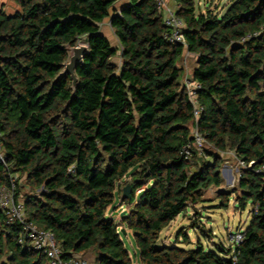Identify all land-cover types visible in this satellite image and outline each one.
Wrapping results in <instances>:
<instances>
[{
  "label": "trees",
  "instance_id": "1",
  "mask_svg": "<svg viewBox=\"0 0 264 264\" xmlns=\"http://www.w3.org/2000/svg\"><path fill=\"white\" fill-rule=\"evenodd\" d=\"M11 1L20 7L15 13L0 7V142L7 156L0 187L10 174L26 177L37 191L25 200L26 214L53 233L64 257L90 251L93 264H133L124 228L141 264H264V31L242 41L264 25V0H232L223 15L178 0L186 45L165 38L155 0H129L111 16L117 0ZM108 17L117 47L101 32ZM83 37L88 51L72 95L71 76L60 74L69 47ZM186 50L196 56L193 78L201 85L196 124L180 82ZM193 127L211 148L186 158L182 147ZM228 150L255 161L241 167L231 189L222 187L219 154ZM127 184L131 197L123 199ZM212 187L220 208L232 198L241 210L251 204L242 242L217 249L160 243L161 232L205 202ZM116 195L130 205L121 223L109 212ZM21 233L0 209V264H49L19 242Z\"/></svg>",
  "mask_w": 264,
  "mask_h": 264
},
{
  "label": "rangeland",
  "instance_id": "2",
  "mask_svg": "<svg viewBox=\"0 0 264 264\" xmlns=\"http://www.w3.org/2000/svg\"><path fill=\"white\" fill-rule=\"evenodd\" d=\"M196 4L200 11H205L207 8L215 10L220 15H223L228 7L232 4V0H196ZM0 7H4L6 13L13 14L20 9L19 5L11 0H0ZM111 41L119 46L118 40L110 34ZM78 44H87L85 38L78 40ZM117 57L115 60L121 62ZM192 62V61H191ZM211 148L210 145L204 143L203 146L197 148ZM223 157L221 174L223 177V188L231 189L237 185L242 164L237 158L233 150H228L225 153H219ZM20 184L21 199L26 200L28 195H33L37 191L32 189L26 182V177L17 173ZM205 202L196 205H191L186 211L177 216L160 234V243L166 245H178L184 248H194L202 242L205 247L217 249L219 246L229 248L232 245L231 236L237 232H244L250 224L252 218L251 204L246 209L241 210L235 207V200L232 198L227 209L219 207L217 198V189L210 188L205 192ZM130 205H121L119 197L116 195L114 205L110 206V214L116 217L118 223H121L122 212L129 210ZM204 226L208 230H212V236L206 237L201 233L199 228L194 226ZM127 230V229H126ZM121 239L125 243V247L129 250L133 264H141L138 248L130 230L126 233L120 228ZM187 235V236H186ZM188 237V238H187ZM83 259L90 264L94 263V253L87 252L81 255Z\"/></svg>",
  "mask_w": 264,
  "mask_h": 264
},
{
  "label": "built area",
  "instance_id": "3",
  "mask_svg": "<svg viewBox=\"0 0 264 264\" xmlns=\"http://www.w3.org/2000/svg\"><path fill=\"white\" fill-rule=\"evenodd\" d=\"M119 1V0H117ZM116 1V2H117ZM156 7L159 12L163 14L164 23L168 27L165 33V38L171 43H180L186 45L185 40V22L176 14L180 7L178 0H155ZM261 31H264V25L261 30L242 38V41L257 36ZM201 87L196 80L187 81L183 88L187 91L194 104V123L196 124L203 111L197 100V90ZM192 141L186 143L182 147V154L186 158H190L194 148H200L205 143L203 136L200 134L197 127L192 128ZM6 152L0 142V163L6 165ZM242 167H253L255 161H250L246 164L241 161ZM263 168H256L261 171ZM20 181L17 174H10L9 183L0 187V209L5 215L7 225L19 224L22 233L19 236L20 243H29L36 251L44 254L49 264H90L87 260L80 256H73L70 258L64 257V252L61 244L55 239L53 233L49 230L39 227L34 221L30 220L26 214L25 200L21 199L18 194V187ZM244 239V232H237L232 234L231 248L239 245ZM234 251V250H233ZM235 259V257H234Z\"/></svg>",
  "mask_w": 264,
  "mask_h": 264
},
{
  "label": "crops",
  "instance_id": "4",
  "mask_svg": "<svg viewBox=\"0 0 264 264\" xmlns=\"http://www.w3.org/2000/svg\"><path fill=\"white\" fill-rule=\"evenodd\" d=\"M129 3V0H119L117 1L113 8L111 9L110 13L113 14L115 13L116 11H120L122 6L126 5ZM110 14V16H111ZM101 32L108 38V40L110 41V43L114 46V47H117L118 45L115 44V42L111 41V38H110V34H112L116 39L117 37L115 36L114 34V31L112 29V26H111V17H108L106 18L101 24ZM118 40V39H117ZM119 57L118 59L121 60L120 56H117ZM116 57V58H117ZM115 58V59H116ZM116 61V60H115ZM192 61V62H191ZM117 62V61H116ZM119 64H121V62H117ZM180 66L183 68V75H182V78L180 80L181 82V85L182 87L184 86V84L189 81V80H194L193 78V70L194 68L196 67L197 65V60H196V56L194 53H191L189 51H185L181 61H180ZM119 197V196H118ZM119 202L121 204V199L119 197ZM83 254H79L77 256H81Z\"/></svg>",
  "mask_w": 264,
  "mask_h": 264
},
{
  "label": "water",
  "instance_id": "5",
  "mask_svg": "<svg viewBox=\"0 0 264 264\" xmlns=\"http://www.w3.org/2000/svg\"><path fill=\"white\" fill-rule=\"evenodd\" d=\"M111 14V13H110ZM112 15V14H111ZM88 51V44H78L75 46L69 47V58L63 64V70L60 76L70 75L72 78V95H74L77 77H76V69L83 62L86 52ZM132 186L131 184H127L123 188V199H129L131 197ZM125 212L123 211L121 215ZM122 231L126 233V229L122 228Z\"/></svg>",
  "mask_w": 264,
  "mask_h": 264
}]
</instances>
